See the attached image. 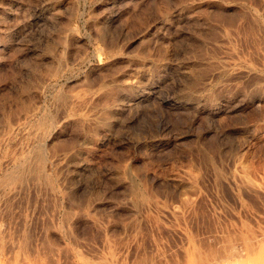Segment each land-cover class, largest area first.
<instances>
[{
  "label": "rangeland",
  "instance_id": "374dc122",
  "mask_svg": "<svg viewBox=\"0 0 264 264\" xmlns=\"http://www.w3.org/2000/svg\"><path fill=\"white\" fill-rule=\"evenodd\" d=\"M0 264H264V0H0Z\"/></svg>",
  "mask_w": 264,
  "mask_h": 264
},
{
  "label": "bare ground",
  "instance_id": "6f19581e",
  "mask_svg": "<svg viewBox=\"0 0 264 264\" xmlns=\"http://www.w3.org/2000/svg\"><path fill=\"white\" fill-rule=\"evenodd\" d=\"M45 159H46V158H45ZM13 180H14V178H11V177L8 178V179H7V184H11Z\"/></svg>",
  "mask_w": 264,
  "mask_h": 264
}]
</instances>
